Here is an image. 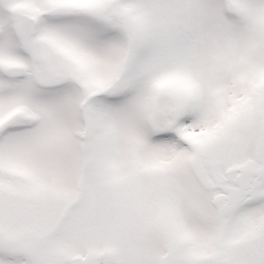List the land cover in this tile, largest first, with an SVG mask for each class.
<instances>
[{
	"label": "snow or ice",
	"instance_id": "6c2138e0",
	"mask_svg": "<svg viewBox=\"0 0 264 264\" xmlns=\"http://www.w3.org/2000/svg\"><path fill=\"white\" fill-rule=\"evenodd\" d=\"M0 264H264V0H0Z\"/></svg>",
	"mask_w": 264,
	"mask_h": 264
}]
</instances>
